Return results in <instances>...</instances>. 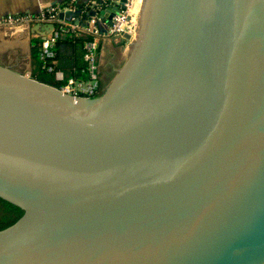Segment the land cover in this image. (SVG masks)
<instances>
[{
    "label": "water",
    "instance_id": "95a60500",
    "mask_svg": "<svg viewBox=\"0 0 264 264\" xmlns=\"http://www.w3.org/2000/svg\"><path fill=\"white\" fill-rule=\"evenodd\" d=\"M136 19L98 95L0 63V264H264V0Z\"/></svg>",
    "mask_w": 264,
    "mask_h": 264
},
{
    "label": "built area",
    "instance_id": "2783aa9c",
    "mask_svg": "<svg viewBox=\"0 0 264 264\" xmlns=\"http://www.w3.org/2000/svg\"><path fill=\"white\" fill-rule=\"evenodd\" d=\"M105 0L95 1L97 4V11L89 16L85 25H82L74 12L72 6L61 7L58 3L49 4L42 8L37 13H21L0 15V26H21L23 24L52 22L54 28L42 38L40 43V58L42 60V68L52 72L57 79H63L64 76L60 69L55 68V52L52 46L63 32H68L70 35L77 34L90 35L83 43L84 60L86 61L87 79L81 80L75 77H68L59 88L72 95H94L100 88L99 74H98V52L100 47V40L104 36H112L121 34L124 31L132 32L135 28L136 21L131 17L133 0L127 2L120 7L111 18V22L101 13L103 7L101 4ZM117 2L118 0H109ZM110 5V3H109ZM108 5V6H109ZM69 11L67 18L59 17V13ZM105 17V18H104ZM104 18V19H103Z\"/></svg>",
    "mask_w": 264,
    "mask_h": 264
},
{
    "label": "crops",
    "instance_id": "0c3cea01",
    "mask_svg": "<svg viewBox=\"0 0 264 264\" xmlns=\"http://www.w3.org/2000/svg\"><path fill=\"white\" fill-rule=\"evenodd\" d=\"M60 1L62 0H0V15L37 13L45 6ZM67 13L69 12L67 11ZM131 17L134 18L132 14ZM48 33L49 29L44 23L35 22L21 26H0V63L7 64L33 77H38L39 70L32 56V40L36 38L42 39ZM127 45L128 42L119 44L118 40L113 39L112 36H104L100 40L98 74L101 88L110 81L124 61L128 51ZM10 53L14 55L11 56ZM63 56L72 58L71 49L63 51ZM57 63L58 58L56 57L55 64L57 65ZM62 74L65 76L63 71ZM54 78L57 79L55 76Z\"/></svg>",
    "mask_w": 264,
    "mask_h": 264
},
{
    "label": "trees",
    "instance_id": "16d2710c",
    "mask_svg": "<svg viewBox=\"0 0 264 264\" xmlns=\"http://www.w3.org/2000/svg\"><path fill=\"white\" fill-rule=\"evenodd\" d=\"M92 1L93 0H62L58 2V5H60L61 7L72 6L74 10V12L72 13L77 17L82 25H85L88 21L89 16L97 11V4L92 3ZM109 3V0H105L99 4H101L103 7H107ZM69 14L70 12L67 13L66 11L64 13V17L67 18ZM90 37V35L85 34H77L75 36H72L68 32H63L52 46V49L55 52V57L58 58V63L57 65L55 64V68L60 69L64 72L65 76L63 80L55 79L52 72L46 71L44 70V68H42V60L40 58V43L42 39L36 38L32 40V56L34 62L36 63L37 69L39 70L38 77L36 78L56 86H60L68 77H75L81 80H86L87 72L86 61L83 57V43ZM66 49H71V54L73 56L72 58L63 56V51H65ZM100 90L101 87L94 95L100 94ZM21 213V208L0 197V228L14 222L21 215Z\"/></svg>",
    "mask_w": 264,
    "mask_h": 264
},
{
    "label": "rangeland",
    "instance_id": "374dc122",
    "mask_svg": "<svg viewBox=\"0 0 264 264\" xmlns=\"http://www.w3.org/2000/svg\"><path fill=\"white\" fill-rule=\"evenodd\" d=\"M140 3H141V0H133V3H132V8H131L132 13L131 14L133 15L134 21H136V22H137L136 16H137L138 11H139ZM8 52H9V50H8ZM10 55L13 56L14 54L10 53Z\"/></svg>",
    "mask_w": 264,
    "mask_h": 264
}]
</instances>
